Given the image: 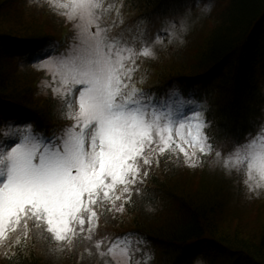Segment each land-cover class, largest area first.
Returning <instances> with one entry per match:
<instances>
[{
	"label": "snow or ice",
	"instance_id": "obj_1",
	"mask_svg": "<svg viewBox=\"0 0 264 264\" xmlns=\"http://www.w3.org/2000/svg\"><path fill=\"white\" fill-rule=\"evenodd\" d=\"M72 25L71 43L35 50L41 87L66 109L59 134L23 119L0 120V249L5 258L35 236L54 251L83 247L103 264H150L138 233L99 235L101 216L123 213L142 195L161 159L198 167L214 149L205 129L204 103L179 89L157 95L137 86L141 62L171 43L185 22H164L149 41L142 21L125 23L116 0H43ZM143 77H140V83ZM216 162L243 176L249 192L264 189V126L233 142Z\"/></svg>",
	"mask_w": 264,
	"mask_h": 264
},
{
	"label": "trees",
	"instance_id": "obj_2",
	"mask_svg": "<svg viewBox=\"0 0 264 264\" xmlns=\"http://www.w3.org/2000/svg\"><path fill=\"white\" fill-rule=\"evenodd\" d=\"M125 1L127 13L140 21L188 25L182 47L158 45L155 57L146 59V66L155 69V83L138 87L157 95L179 89L203 102L214 155L227 153L233 142L264 126V0ZM45 7L0 0V120L28 118L51 135L56 131L48 125L56 127L61 112L52 113L42 103L30 52L50 42L63 50L70 39L68 24ZM152 32L155 37L156 29ZM169 48L172 60L156 62ZM213 161L207 155L192 168L182 154L178 161L161 159L142 185V195L134 194L123 213L101 216L99 235L141 234L152 253L150 264H264V196L251 202L243 178L224 175ZM53 248L32 236L12 249L15 255H0V264H103L80 246Z\"/></svg>",
	"mask_w": 264,
	"mask_h": 264
},
{
	"label": "rangeland",
	"instance_id": "obj_3",
	"mask_svg": "<svg viewBox=\"0 0 264 264\" xmlns=\"http://www.w3.org/2000/svg\"><path fill=\"white\" fill-rule=\"evenodd\" d=\"M22 1H24V3H26L27 0H22ZM28 1H31L32 3H35L36 2L40 6L43 3V0H28ZM121 2L123 4L126 3L125 0H116V3L117 4H119ZM126 6L127 5H125V9L124 8L122 9V12H123V15H124V19H125V23L127 25H135L136 22L137 21H140V20L137 19L138 18L137 15L134 16L135 13H134V15H131V13L130 14L127 13L128 9H127ZM43 7H45V6H43ZM45 8L49 9L48 7H45ZM60 18H62V17H60ZM62 20L64 21L65 24H68V30H69V33L68 34H69V39H70V43H71V38H72V36L74 34V30H73L71 24H69L68 22H66L63 18H62ZM163 26H164V23H162L161 25H159V23L153 24V23H150V22L142 21V27L144 29H146L147 38L149 39V41L155 39L154 35H152V33H153L152 30H155L156 29V34H157V32H159L162 29ZM177 26L179 28V24H177ZM187 27H188V25L185 22V30L178 31V37L179 38L178 39H174L171 43H169L167 37H165L166 39H164V43L163 44L166 46V48H167L168 44H170V45L172 44L173 47L176 46V45L182 47L183 44H184L183 42L186 39V36H185L186 33L185 32L187 30ZM156 34H155V36H156ZM157 46L158 45H156L155 48H158ZM170 50H171L170 48L169 49H163L162 54L159 55V58H158V60L156 62H161V63H164L165 62L166 63V61H168V60H169L168 62H170V60H172V56L174 54V52L173 51H170ZM182 50H180L178 52L181 53V54H184V52ZM30 53H31V55L33 54V52H30ZM146 62H147L146 59L141 62L140 70H139V72L136 75L137 85L140 83V77L142 76L143 77L142 84H143L144 87L145 86H147V87L148 86H152L155 83V69H153L152 66H151L152 68H148L146 66ZM149 65L150 64H148V66ZM34 70H35L36 76H38L40 79H42V77L45 75L43 72L37 71L36 68ZM39 85H41V80H40V84ZM42 89H43V96H44V99H43V102L42 103H45L47 107L50 106L52 108V111H51L52 113L60 114V112H61L62 118H60L61 121L57 123V126L56 127H53L51 125H48V127L50 126V128L53 129L54 132L56 131V134H59L60 131H61V129L64 126H67L70 123V121L64 119L63 113H64V111L66 109L63 108V105L61 104L60 101H58L57 99H55L54 97H52L50 94H48V92H47L46 89H44V88H42ZM23 120H26L28 122H31V120L28 119V118H25ZM208 157H210L212 160H214L213 163H214L215 167H220L221 168L220 170L224 173V175L229 176L228 173L216 162V158H214L215 155L213 154V152L211 154H209ZM240 177L243 178L242 175H240ZM247 196H248V198L250 199L251 202H254V203L255 202H259V200L262 198V196H264V189H259V194L258 195H257V193H255V192H249V190H248ZM254 200H256V201H254ZM238 207L242 211L249 210L253 214H257L256 212L251 211V209H248L249 207H243V206H238ZM260 208H261V212H264V199H263L262 203L260 204ZM107 235L108 236H119V235H115L114 233H108ZM2 254H3V251H0V255H2ZM63 258L66 259L65 261H67L69 259L68 257H65V256ZM193 264H203V263L201 261H196Z\"/></svg>",
	"mask_w": 264,
	"mask_h": 264
}]
</instances>
